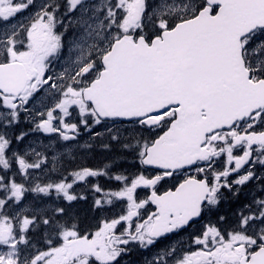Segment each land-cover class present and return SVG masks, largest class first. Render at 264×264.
Instances as JSON below:
<instances>
[{
  "label": "snow or ice",
  "instance_id": "6c2138e0",
  "mask_svg": "<svg viewBox=\"0 0 264 264\" xmlns=\"http://www.w3.org/2000/svg\"><path fill=\"white\" fill-rule=\"evenodd\" d=\"M0 264H264V0H0Z\"/></svg>",
  "mask_w": 264,
  "mask_h": 264
}]
</instances>
